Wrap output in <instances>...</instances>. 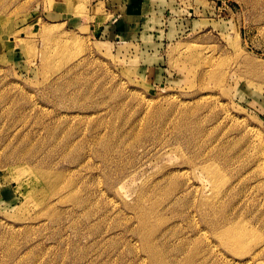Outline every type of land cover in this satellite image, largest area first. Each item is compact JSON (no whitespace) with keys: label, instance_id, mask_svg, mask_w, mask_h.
I'll return each mask as SVG.
<instances>
[{"label":"rangeland","instance_id":"rangeland-1","mask_svg":"<svg viewBox=\"0 0 264 264\" xmlns=\"http://www.w3.org/2000/svg\"><path fill=\"white\" fill-rule=\"evenodd\" d=\"M0 264H264V0H0Z\"/></svg>","mask_w":264,"mask_h":264},{"label":"bare ground","instance_id":"bare-ground-1","mask_svg":"<svg viewBox=\"0 0 264 264\" xmlns=\"http://www.w3.org/2000/svg\"><path fill=\"white\" fill-rule=\"evenodd\" d=\"M19 32V31H18ZM43 32H44V30H43ZM25 34V33H24ZM47 34V33H46ZM43 35V34H42ZM15 36V35H14ZM206 98V97H205ZM209 100V99H208ZM183 106V104H181V107ZM185 106V105H184ZM203 156V155H202ZM205 156V155H204ZM205 159V158H204ZM205 161V160H204ZM208 162V160L206 161V163ZM204 164V163H203ZM205 171L206 172H209V175L211 176V178H214V176H215V173L213 172H210V169L208 168V166H206L205 168ZM33 175V174H32ZM45 180H46V178H45ZM44 180V181H45ZM48 180V179H47ZM138 209V208H137ZM140 210V209H139ZM143 215V214H142ZM146 217V216H145ZM144 217V218H145ZM141 218V217H140ZM147 219V218H146ZM142 220H143V217H142ZM145 221H147V220H145ZM145 221H143V222H145ZM142 222V221H141ZM229 223V222H228ZM231 224V223H230ZM142 226H143V224H141ZM226 225V224H225ZM144 227V226H143ZM227 228V227H226ZM222 235L224 236V237H226L227 238V240H229V243L232 245V246H236V247H239V246H241L242 245V242H243V234H241V233H239V232H234L233 230H231V228H227V229H225L223 232H222ZM147 246V245H146ZM148 248V247H147ZM145 249H146V247H145ZM152 250V249H151ZM146 251H147V249H146ZM150 252V251H149ZM156 252H154L153 254H155ZM150 256V255H149ZM157 256V255H156ZM151 257V256H150ZM152 257H153V255H152ZM152 259V258H151ZM155 262V261H154ZM157 262H158V260H157Z\"/></svg>","mask_w":264,"mask_h":264},{"label":"crops","instance_id":"crops-1","mask_svg":"<svg viewBox=\"0 0 264 264\" xmlns=\"http://www.w3.org/2000/svg\"><path fill=\"white\" fill-rule=\"evenodd\" d=\"M117 28H118L119 32L122 33V30H121V28L119 27V25L117 26Z\"/></svg>","mask_w":264,"mask_h":264},{"label":"water","instance_id":"water-1","mask_svg":"<svg viewBox=\"0 0 264 264\" xmlns=\"http://www.w3.org/2000/svg\"><path fill=\"white\" fill-rule=\"evenodd\" d=\"M219 4V3H218Z\"/></svg>","mask_w":264,"mask_h":264}]
</instances>
